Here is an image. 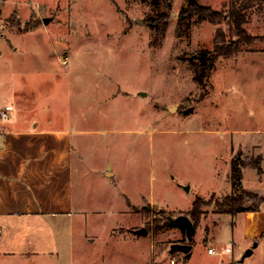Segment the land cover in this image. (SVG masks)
<instances>
[{"label": "rangeland", "instance_id": "374dc122", "mask_svg": "<svg viewBox=\"0 0 264 264\" xmlns=\"http://www.w3.org/2000/svg\"><path fill=\"white\" fill-rule=\"evenodd\" d=\"M235 1L245 18L242 27L261 39L242 43L237 54L218 56L210 75V60L201 54L215 49L216 31L221 30L219 46L239 38L236 18L228 12L216 25L195 21L196 15L180 18L188 0H10L5 9L32 6L28 14L34 12L32 21L39 16L41 23L24 39L7 33L16 46L6 49L0 61H30L29 71L39 61L48 77L57 71L64 104L69 92L82 100L88 91V100L95 101L89 121L111 129L102 161L110 159L123 177L121 190L133 201L145 195L153 202L125 214L128 223L138 220L140 211L142 226L152 234L154 251L148 264H174L171 244L187 239L178 228L182 226L169 224L167 216L189 214L196 201L200 204L190 264H248L252 257L243 261L239 244L226 251L232 241V216L216 214L229 190L221 188L233 172V161L252 162L251 154L232 150L233 141L251 137L248 130L264 128V0ZM209 2L223 12L227 2L230 11V0ZM168 11L172 17L166 27L150 25V19ZM16 27L11 31L23 30ZM145 128L147 134L135 133ZM92 188L91 203L108 207L94 217L114 222L112 207L122 206L124 196L115 199L114 184L93 183ZM102 236L103 247L107 237ZM115 246L126 250L122 264H143L150 256L151 239H127ZM209 248L216 252L210 254ZM175 255L176 264L187 262L181 252ZM101 256L85 258L84 264H99Z\"/></svg>", "mask_w": 264, "mask_h": 264}, {"label": "crops", "instance_id": "0c3cea01", "mask_svg": "<svg viewBox=\"0 0 264 264\" xmlns=\"http://www.w3.org/2000/svg\"><path fill=\"white\" fill-rule=\"evenodd\" d=\"M9 1L0 0V56L16 46L14 38L7 33L20 34V39H24V34L39 28L41 23L39 16L32 21L34 12L28 14L32 6L7 8L5 12ZM198 1L212 6L209 2L212 0ZM14 16L23 24L33 22L34 26L20 30L22 27L13 22ZM7 22L20 31H11ZM29 62L0 61V264H65L64 259H69L66 264H84L85 258L98 254L102 255L99 264H122L126 250L115 244L127 239L150 238V256L143 262L148 264L154 251L152 234L142 226L140 211L136 213L139 219L128 223L125 214L140 209L145 201L153 202L145 195L138 202L133 201L127 191L121 190L123 177L112 168L110 159L102 161L101 152L109 146L105 138L111 129L89 121L95 101L88 100V91L81 95L82 100L67 92L64 104V91L57 87V83H62L58 72L48 77V71L42 70L39 61H34L36 69L29 71ZM3 112L9 117H2ZM147 132L145 128L135 133ZM246 134L251 137H237L232 150L251 154L252 161L260 160L261 171L253 164L242 166L241 186L232 172L221 189H229L226 195L239 193L243 188L264 196V128L248 130ZM254 157L259 158L254 160ZM237 160L242 163V159ZM93 183L114 184L118 193L115 199L124 196L122 206L112 207L116 211H113L114 222L94 217L96 212L100 211L98 215H101L108 207L91 203ZM142 228L148 232L140 233ZM178 228L186 234L184 227ZM231 230L232 241L226 248L239 244L241 254L251 248L252 252L242 260L252 256L248 264H264V204L259 210L232 216ZM102 235L107 237L102 243L105 247L100 244ZM96 242L95 252L88 254ZM169 254L174 255L172 262L176 264L177 252ZM181 254L187 256V262L182 264H190L194 244L190 253Z\"/></svg>", "mask_w": 264, "mask_h": 264}, {"label": "trees", "instance_id": "16d2710c", "mask_svg": "<svg viewBox=\"0 0 264 264\" xmlns=\"http://www.w3.org/2000/svg\"><path fill=\"white\" fill-rule=\"evenodd\" d=\"M229 3L231 4L230 11H226L227 10L226 7L228 3L225 2L224 12H223L222 11L223 9L219 10L210 5L202 4L198 0H188V3L184 5L181 8L180 12L178 13L180 18H184V17L191 16V15H196L197 18L195 19V21L202 22L204 20H209L210 22L216 25L226 20L225 14L227 12L231 18L232 17L236 18V21H237L236 26L238 28L237 30L239 32L238 34L239 38L234 42V44L232 43L227 46H219L217 42H218V38H219V34L221 30H217L216 37H215V40H216L215 49L213 51L202 52L201 55L208 56L210 60L209 70H208L207 75H210L211 71L215 68L216 60L218 56L237 54L239 52V47L242 43L244 42L251 43V42L261 39L258 36L251 35L242 27V24L245 22V18H244V15L240 12V8L236 9V1L230 0ZM171 17H172L171 12L169 11L162 12L158 17L154 19H150V25L156 27L158 30H161L169 24ZM17 18L18 17L14 16L15 20H13V22L22 28L29 29L32 26H34L33 22H27L23 24ZM201 79L203 80L202 77ZM249 164H253L259 169V171H261V161L260 160L252 161L248 163V165ZM242 166H246V163H243V162L239 163L238 160L233 161V174L235 177V181L238 182V185L240 186H241V179H242ZM199 204H200V201H196L194 203L193 209H190L189 211V214L191 215L195 225L197 223V218L199 214V210L197 213L195 212V210L199 208ZM262 204H264V196L253 193V192H249L242 188L241 192L236 193V194H229L225 197L224 201L218 203V206H219L218 211L221 213H228L234 216L238 212H242V211L247 212V211L259 210Z\"/></svg>", "mask_w": 264, "mask_h": 264}, {"label": "water", "instance_id": "95a60500", "mask_svg": "<svg viewBox=\"0 0 264 264\" xmlns=\"http://www.w3.org/2000/svg\"><path fill=\"white\" fill-rule=\"evenodd\" d=\"M186 188L189 189V186H187ZM167 220L172 225L184 227L186 230V238H187L186 242L172 243L169 249V253L173 254L178 251L183 252L185 254L190 253L193 248V241L196 233V225L193 219L188 214L181 213L177 216L168 215ZM139 232L146 234L148 231L146 228H142L139 230ZM251 252H252L251 248L247 249V251L245 252L242 258L249 255Z\"/></svg>", "mask_w": 264, "mask_h": 264}, {"label": "built area", "instance_id": "2783aa9c", "mask_svg": "<svg viewBox=\"0 0 264 264\" xmlns=\"http://www.w3.org/2000/svg\"><path fill=\"white\" fill-rule=\"evenodd\" d=\"M2 117L7 118V117H9V114L6 113V112H3V113H2ZM0 235H1V231H0ZM231 249H232V248H231V245H230V246H228V247L226 248V251H231ZM209 252L215 253L216 250L213 249V248H210V249H209Z\"/></svg>", "mask_w": 264, "mask_h": 264}]
</instances>
